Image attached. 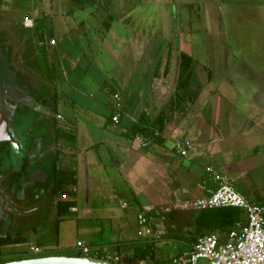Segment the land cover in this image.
I'll return each mask as SVG.
<instances>
[{"label":"crops","instance_id":"0c3cea01","mask_svg":"<svg viewBox=\"0 0 264 264\" xmlns=\"http://www.w3.org/2000/svg\"><path fill=\"white\" fill-rule=\"evenodd\" d=\"M21 2L0 0V112L7 118L8 130L16 143L12 145L8 141H0V197L4 195L10 201L17 199L13 207L19 208L20 212L13 214L14 217L27 216L30 220L37 218L41 212L38 210L39 205L46 207V203L40 204L39 201L52 197L55 200L56 222H59L64 217L78 214L77 202L83 193V214L92 213L89 207L91 200L101 201L102 207L99 208L98 215L111 219L115 228L123 233L131 228L129 216L132 214L127 212L126 216H118L114 211L113 201L118 194L126 192L125 189L131 190L133 198L139 201L133 184L140 186V192H147V196L156 194L152 186L156 183L159 184L157 191L162 194L149 196L143 200L145 204L142 201L138 205L143 208L154 232L158 234L157 240L151 241L146 237L143 241H132L127 239L126 234H121L120 238L106 246L108 251L116 252L124 259L133 256L136 260L143 255L146 258L144 260L150 261L154 259L152 250H155V243L175 241L166 237L169 231L177 228L174 216L171 219V213L166 215L171 206L177 211H186L190 207L191 212H186L190 213L194 225L198 212L192 208V203L217 188V183L205 173L206 166H212L229 180L237 192L254 201L253 197L258 196L255 192L260 174L257 169L264 165V107L259 110L261 115H251V120H255L257 116L260 117L259 120L249 122L248 130L238 134L232 128V113L225 110V104H232L234 97L223 89L219 107L216 105L211 109L213 113L209 114L210 110L207 111L205 105L218 100V95L206 96L208 100L206 103L201 101L203 105H200L198 99L203 95L200 91L193 108L202 106L205 110L194 113L195 128L190 129L188 135L192 139L186 137L188 131L185 125L171 127V121L160 134L164 140L162 144L146 142L137 135L132 136L130 129L139 123L143 113L152 121L164 107L163 103L160 107L159 102L157 104L154 101L152 81L155 68L149 60H144V51L138 48L132 51L135 58L132 56L129 71L125 63L116 66L112 79L114 86L110 88L104 87L103 80L96 78L101 72L100 68H94L95 77L92 76V80L104 87V93H111L116 102L109 107L104 93L99 98L93 97L82 87L81 78L76 74L77 69L83 73L89 72V57H92L79 41L80 22L63 19L62 33L58 37L52 20L47 19L49 24L46 23L45 27L42 25L43 19L49 17L48 12H41L40 9L42 15L39 16L34 12V5H31L33 12L17 19L14 9L21 6ZM9 7H13V10ZM25 17L33 20L32 28L23 25ZM69 25L76 32L74 42L68 41V37L72 36L68 31ZM111 27L110 25L105 34L110 33ZM51 40L55 41V45H50ZM118 52L122 56L126 54L124 49H118ZM128 77L133 85L132 90L122 82V79L125 81ZM193 82L191 79L192 89ZM197 86L199 87L198 80L195 82V87ZM121 101L127 105L123 111ZM221 103L224 108H221ZM115 115L118 116L117 123L112 122ZM199 120L204 121L200 123L204 130L198 125ZM184 140L192 142L193 150L186 157H180L174 147ZM37 169H45V181L38 177ZM143 173L151 180L150 183L141 178ZM166 181L170 186L167 192L163 186ZM40 185L45 189L41 187L36 192L35 188ZM252 191L253 197L246 195ZM166 196L173 198L171 204H159L158 201H163ZM28 201L36 202L28 205ZM126 201L125 198L119 200V209L126 211ZM58 202L73 203V206L58 217ZM123 203L127 204L126 208H122ZM41 213L44 214V211ZM141 213L137 211L136 217ZM27 222L23 227L15 228L13 235L21 237L24 230L37 233L32 222ZM194 227L199 231L195 225ZM138 231L139 228L137 236ZM201 231L192 237L197 238L219 230ZM24 239L27 240L25 237ZM189 239L185 237L184 248L174 257L190 250L194 242L188 243ZM133 242H137L146 251L143 249L144 251L139 250L130 255L128 250Z\"/></svg>","mask_w":264,"mask_h":264},{"label":"rangeland","instance_id":"374dc122","mask_svg":"<svg viewBox=\"0 0 264 264\" xmlns=\"http://www.w3.org/2000/svg\"><path fill=\"white\" fill-rule=\"evenodd\" d=\"M21 1V6L14 9V15L17 19L22 18L24 14L33 12L31 5H34V12L37 15H42L41 12H48L49 17L43 19L42 25L45 27L47 26L46 23L49 24L48 20H52L58 37L62 33L61 21L63 19L66 21L75 20L76 23L84 21L78 27L79 41L82 48L92 55L89 57L91 68L89 72L85 71V73L77 69L76 74L81 78L82 87L95 98H99L104 93V87L114 86L112 79L115 74L114 69L118 64L125 63L127 70L131 69L132 60L135 58L132 51L138 48L144 51V60L147 58L154 68H156L158 59L161 56L164 57L160 61V67H158L161 73L164 72L165 67L169 68L167 77H160L157 80L158 87L152 88L154 101L157 104L159 102L158 106L162 107V103H165L176 87L175 71L177 58L181 52L188 54L193 60L194 82L192 87L198 89L199 93L200 91L203 92L198 103L203 105L201 101L208 100L206 96L218 95V100H209L211 102L205 105L207 111L210 110L209 114L213 113L211 109L215 108L216 105L219 107L220 94L223 89H226V93L234 97V102L225 104V110L232 113V128L236 129L238 134L240 131L248 130L247 124L249 122H257L260 118L257 116L255 120L250 119L251 115H257L260 108L264 107V0H96L97 2L93 6L92 3L94 2L88 0L91 7L74 6L73 8L70 0ZM109 5H112L111 8ZM9 8L13 10V7ZM93 10L99 12L102 17L113 16L110 33H104L105 28L102 26L104 19H98L99 24L86 19L87 12ZM72 27L69 25L68 31L75 38L67 36L69 42H74L76 39V32ZM118 49H124L126 54L122 56ZM92 64H94L93 67ZM95 67L100 68V75L95 74L97 75L96 78L103 80V88L92 80ZM207 69L211 71V77L208 75ZM129 80L130 77L125 81L122 79V82L128 86L129 90H132L133 85ZM197 80L199 87H195ZM121 88L123 89V87ZM104 96L109 107L115 105L116 102L111 93H104ZM120 105L122 111L126 109L127 105L124 104V101H121ZM221 108H224L222 103ZM203 109L205 110V107L197 106L196 109L192 105L184 113L177 111L171 120V127L173 125L174 127L185 125L188 131L187 137L190 129L195 128V120L193 121L195 111L200 113ZM198 117L200 118V116ZM201 121H198V125L202 130ZM202 122L204 123V121ZM37 172L39 173L38 177L43 179L42 181L47 179L45 169H37ZM257 172L260 173L258 175L259 182L255 184V188H257L255 192L258 196L253 197V191L246 195L253 197V202L264 204V165L258 168ZM141 178L149 181L148 183L151 182L144 173ZM152 186H154L157 195L150 194L147 196V192H140L141 187L133 184L139 201H136L131 190L127 189H125L126 192L118 194L116 200L113 201L114 211L118 216H126L127 212L132 214L129 216L131 228L123 233L115 228L111 219L108 220V217L98 215L99 208L102 207L101 201L91 200L89 207L92 213L90 215L83 214L85 209L83 193L77 202L78 214L64 217L59 222H56L55 200L51 197L48 200L39 201L40 204L46 203V207L43 208L39 205L38 208L41 212L43 210L44 214L40 212L37 218L29 220L30 224L32 222L33 226L36 227L37 233L24 230L21 237H25L27 240L20 245L10 244L2 248L3 256L6 258L22 255L35 258L55 255L78 256L80 253L75 245L77 240H80L91 248L89 256H96L101 252L104 253V257L101 259H108L107 257L112 251H108L106 246L120 238L121 234H126L127 239L132 241H143L148 237L145 235V228L143 227L139 229L142 235L138 238L136 213L140 211L141 214L145 215L143 208L138 204L145 198L148 199L149 196L156 197L162 194H159L156 189L159 188V184L154 183ZM163 186L166 192L170 188L168 181ZM41 187L45 189L43 185H40L35 188V191L38 192ZM122 187L124 186L122 185ZM121 198L127 199L126 211L119 209ZM165 199L158 201V203L160 202L159 204L165 206L166 203L171 204L173 201L170 196H166ZM150 200L155 201L151 198ZM7 201L11 205L15 202L14 200L12 203L10 200ZM145 203L143 201V204ZM186 211L191 212V208L188 207ZM186 211L173 210L170 217L172 219L174 216L177 228L175 231H169L166 237L175 241L155 243V250H152L154 259L145 261L146 264H174L171 258L184 248L185 237L191 238L192 235L200 233L195 229L192 218L189 216L190 213ZM166 215H169V212ZM202 232L205 231L202 230ZM215 234L222 238L225 236L222 231ZM31 247H38L41 252L31 254ZM143 249L137 242H133L128 251L131 255L132 252L138 253L139 250Z\"/></svg>","mask_w":264,"mask_h":264},{"label":"built area","instance_id":"2783aa9c","mask_svg":"<svg viewBox=\"0 0 264 264\" xmlns=\"http://www.w3.org/2000/svg\"><path fill=\"white\" fill-rule=\"evenodd\" d=\"M23 25L32 28L33 20L25 17ZM50 45H55V41L51 40ZM112 122H118L117 115L112 117ZM174 149L180 157H186L193 150V144L189 140H184L177 143ZM204 171L217 183V188L210 191L207 196L196 199L192 203V208L197 212L236 208L242 212L244 217L226 230L223 238L215 233L198 236L188 252L172 258L171 261L174 264H264V205L255 204L245 198L233 188L226 177L215 171L212 166H206ZM126 207L127 204L123 203L122 208ZM137 225L139 229L145 228V235L151 241L157 240L158 234L154 232L150 220L145 215L137 216ZM141 235L138 231V236ZM75 247L83 257L89 256L91 252V248L81 241H77ZM40 252L38 247L30 248L31 254ZM92 257L98 258V254ZM107 258L103 259L112 263H120L124 259L116 252H111ZM136 260L135 264H146V260Z\"/></svg>","mask_w":264,"mask_h":264},{"label":"trees","instance_id":"16d2710c","mask_svg":"<svg viewBox=\"0 0 264 264\" xmlns=\"http://www.w3.org/2000/svg\"><path fill=\"white\" fill-rule=\"evenodd\" d=\"M73 4L76 5H83L86 0H71ZM160 61H158L157 70L155 71L154 78L152 81V88H156L158 86V79L167 77L168 67H165L164 72H160L158 67H160ZM167 62V61H166ZM193 60L192 58L184 53H181L178 58L177 62V75H176V87L174 89L173 94L167 99L164 110L159 114V116L155 120H150L149 116L146 113L140 118L138 124H135L131 129L130 133L132 136L137 135L142 137L146 142H152L156 144H162L163 139L161 137V133L164 130L166 124L171 121L173 118V114L177 111L180 113H184L186 109L190 108L198 97V90L192 89L191 79L194 77L193 72ZM167 65V63H166ZM73 206V203H57V216L60 217L65 214V212ZM242 212L236 208H220V209H213V210H204L199 211L194 218V225L197 229L200 230H208V231H226L229 230L233 224L242 218ZM58 222V221H57ZM195 237H191L187 242L193 243L195 242ZM25 242L24 237L16 236V237H7L5 239H0V257L3 256L1 251V247L3 245H10V244H22ZM66 256V255H65ZM80 255H78L79 257ZM152 256V255H151ZM45 257V256H43ZM104 257V253L99 252L98 258ZM145 256H141L139 260H144ZM26 257L25 255L11 257L7 259H2L0 264L20 260ZM151 258V257H150ZM120 263H127V264H135V258H125Z\"/></svg>","mask_w":264,"mask_h":264},{"label":"flooded vegetation","instance_id":"af4514ba","mask_svg":"<svg viewBox=\"0 0 264 264\" xmlns=\"http://www.w3.org/2000/svg\"><path fill=\"white\" fill-rule=\"evenodd\" d=\"M71 1V0H70ZM91 2H94V3H92V6L93 5H95L96 3L95 2H97L96 0H91ZM71 3H72V5H71V7L73 8L74 6H77V7H83V6H88V7H91V5H90V3H89V1L88 0H86L84 3H83V5H81V6H79V5H76V4H73V2L71 1ZM111 6L112 5H109V8H111ZM95 13H94V12ZM92 12H87V20L89 21V20H92V23H93V21L95 22V24H99V22H98V19H100V20H103L102 21V26L105 28V30H104V33H106L107 32V29H109V27H110V25L112 24V22H113V16L111 15V16H101V14L99 13V12H97L96 10H93ZM100 16H99V15ZM97 20V21H96ZM82 23H84V21H81L80 23H79V25H81ZM79 25H78V27H79ZM98 26V25H97ZM181 54V52L179 53V55ZM185 54V53H184ZM145 55V54H144ZM179 55H178V58H179ZM188 55V54H187ZM146 58V57H145ZM162 58H164V57H162L161 56V58H159L158 59V61L161 59L162 60ZM178 58H177V62H178ZM147 59V58H146ZM157 65H158V62L156 63V65H155V67L157 68ZM156 68H155V71H156ZM177 69V68H176ZM207 72H208V75H210V77H211V71L209 70L208 71V69H207ZM175 74L177 75V72L175 71ZM176 79V78H175ZM173 94V93H172ZM169 97H170V95H169ZM168 97V98H169ZM166 101H167V99H166ZM166 101H165V103H166ZM165 103H163L164 105H165ZM163 110H164V107H163ZM9 142V141H8ZM8 199H6V197L3 195L2 197H0V206H1V208H0V239H5V238H7V237H16V236H20V235H13V233H14V229L15 228H21V226L23 227V225L25 224V222L26 223H28L27 221L28 220H30V219H28L27 218V216H23V218H22V216L21 217H14V215L13 214H17L16 212H20L19 211V208L17 209V208H15V207H13V203H12V200H11V203H12V205L11 204H8V201H7ZM24 202V201H23ZM29 203H26V204H32V203H34V201H28ZM15 203V202H14ZM173 210H174V208L173 207H171V209L168 211L169 213H172L173 212ZM24 211V210H23ZM28 211V210H27ZM7 213V214H6ZM33 219V218H32ZM16 223V225H15V223ZM15 245H19V244H15ZM6 246H9V245H3L2 247H1V251H2V248H4V247H6ZM12 257H16V256H12ZM8 258H11V257H8ZM2 259H7L6 257H4V256H1L0 257V262H1V260Z\"/></svg>","mask_w":264,"mask_h":264},{"label":"water","instance_id":"95a60500","mask_svg":"<svg viewBox=\"0 0 264 264\" xmlns=\"http://www.w3.org/2000/svg\"><path fill=\"white\" fill-rule=\"evenodd\" d=\"M0 131L3 137L0 141H9L12 145H16L11 133L8 130V121L5 115L0 112ZM2 264H127V263H112L108 260L96 258L92 256H46V257H31L20 260H14Z\"/></svg>","mask_w":264,"mask_h":264},{"label":"bare ground","instance_id":"6f19581e","mask_svg":"<svg viewBox=\"0 0 264 264\" xmlns=\"http://www.w3.org/2000/svg\"><path fill=\"white\" fill-rule=\"evenodd\" d=\"M1 134V137H3L4 135H3V133H0Z\"/></svg>","mask_w":264,"mask_h":264}]
</instances>
